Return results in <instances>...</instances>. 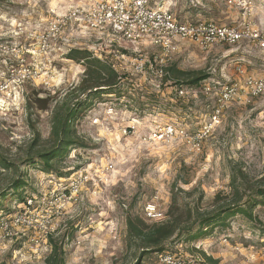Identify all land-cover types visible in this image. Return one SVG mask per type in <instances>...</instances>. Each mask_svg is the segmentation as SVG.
Wrapping results in <instances>:
<instances>
[{"label": "rangeland", "instance_id": "1", "mask_svg": "<svg viewBox=\"0 0 264 264\" xmlns=\"http://www.w3.org/2000/svg\"><path fill=\"white\" fill-rule=\"evenodd\" d=\"M249 1L247 10L222 0L151 3L162 5L179 22L248 26L264 37V0ZM88 2L0 0V69H22L16 62L19 56L34 76L0 106V160L12 165L9 170L0 167V194L8 195L9 182L20 174L27 180L21 195H6L3 201L0 196V209L10 216L22 210L20 200L32 201L21 213L23 223L11 224V239L4 240L0 232V264H44L49 235L63 247L65 264H133L137 250L128 244L127 215L153 223L144 216L145 206L153 203L164 222L174 199L184 230L189 209L204 214L243 204L255 197V190L264 189V97L240 96L214 123V96L194 92L179 98L175 83L188 77L166 78V69L172 67L185 74L199 72L208 82L241 83L260 75L264 54L246 41L206 51L178 42L165 75L157 78L156 48L92 30L82 22V13L72 17L78 8L86 11ZM56 22L60 29L44 47L40 38ZM70 50H86L109 64L121 77L115 94H83L79 86L84 68L66 59ZM237 65L244 67L243 76L236 74ZM77 102L85 109L70 129L81 145L57 160L53 173L26 166L30 154L51 148L53 132ZM165 125L172 126L175 135L157 141L152 131ZM261 202L250 219L230 216L196 242L185 241L184 234L173 237L165 251L189 264H212L204 256L215 264H264V199ZM158 255L149 254L140 264H158Z\"/></svg>", "mask_w": 264, "mask_h": 264}, {"label": "built area", "instance_id": "2", "mask_svg": "<svg viewBox=\"0 0 264 264\" xmlns=\"http://www.w3.org/2000/svg\"><path fill=\"white\" fill-rule=\"evenodd\" d=\"M222 1L229 7L236 6L241 10H247L250 4L249 0ZM86 7V11H81L78 8L73 12L72 17L79 18L82 13L84 16L82 22L92 30L108 31L122 42L130 45L145 42L156 48L158 57L154 61L153 75L157 78H162L165 75L166 64L169 58L176 53L178 42L187 41L206 51L217 44L235 46L239 42L246 41L255 45L264 54V37L248 26L226 27L209 22H179L169 10L164 9L162 5H153L151 0H101L93 4L88 2ZM59 29L60 24L56 22L52 24L48 33L40 38L44 47L48 48L49 38H55ZM2 51L4 48H0V53ZM16 62L22 69L11 65L9 68L0 69V106L7 102L9 94H15L16 89L26 79L33 80L34 76L29 70L23 68V60L19 56H17ZM235 72L237 75L243 76L245 69L243 66L237 65ZM193 88L195 87H177L175 94L179 98L194 92L214 96L215 107L212 111V121L216 123L226 106L240 96L264 97V69L259 76H247L242 79L241 83L204 80L199 89L194 91ZM174 130L170 125L157 127L152 131V137L157 141L167 140L175 135ZM208 130L205 126L204 131L208 132ZM31 206L32 201L29 199L22 203V210H19L18 213L10 216L0 214V232L3 234L4 240L11 239L13 236L11 224L21 225L23 223L21 213L23 210H29ZM144 216L147 221H153V223L161 222L164 218L162 212L153 203L145 206ZM157 262L158 264H189L181 256L168 252L159 254Z\"/></svg>", "mask_w": 264, "mask_h": 264}, {"label": "trees", "instance_id": "3", "mask_svg": "<svg viewBox=\"0 0 264 264\" xmlns=\"http://www.w3.org/2000/svg\"><path fill=\"white\" fill-rule=\"evenodd\" d=\"M66 59L80 63L84 68V78L80 83V90L84 94L88 93L90 97H96L99 95H111L115 94V89L121 86V77L115 72V70L107 64L105 61L93 58L92 55L86 50H70L66 55ZM166 78H170V74L175 76H187L186 82L175 83L179 87L182 84L188 87H193L207 79V76L199 73H181L174 70V68L166 69ZM85 109L83 102H77L63 115L58 129L53 134L55 135V142L50 149L42 152H36L30 154L25 161V165L30 168H39L42 172L53 173V166L57 160L62 159L72 147L81 145L74 139L71 125ZM0 167L5 170L12 168L11 164H8L4 160H0ZM27 185L26 175L20 174L9 182L8 188L10 193L8 195H21L20 192L25 189ZM235 189H238L235 187ZM2 194H0L1 196ZM7 195V194H6ZM6 195L1 199L3 201ZM7 195V196H8ZM254 198L251 200L248 197L243 204L240 202L232 203L230 205L219 208L218 210L199 214L196 210H188V223L184 226V230L180 226L181 220L177 217L178 208H176V201L171 204L168 211V220L164 222H155L147 224L144 220L127 215L126 217V233L129 245H134L137 250V256L134 259L133 264H140L142 259L149 254H161L165 251V243L173 237H180L183 234L186 235L185 241L196 242L203 240L207 237L208 231L211 227L223 222L230 216L241 214L246 218H251L252 211L262 204L261 199H264V189H257L254 192ZM260 199V200H257ZM25 200H20V203H24ZM3 210L0 209V213L3 214ZM193 221V222H192ZM192 222V224H191ZM49 253L44 260V264H65L64 250L60 243L54 241L52 236H48ZM207 263L215 264L210 258L204 256Z\"/></svg>", "mask_w": 264, "mask_h": 264}]
</instances>
